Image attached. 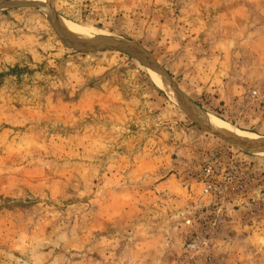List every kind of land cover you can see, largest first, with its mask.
<instances>
[{
	"label": "rangeland",
	"instance_id": "374dc122",
	"mask_svg": "<svg viewBox=\"0 0 264 264\" xmlns=\"http://www.w3.org/2000/svg\"><path fill=\"white\" fill-rule=\"evenodd\" d=\"M24 1L0 0V264H264V152L179 105L264 147V0ZM235 161L247 191L204 196Z\"/></svg>",
	"mask_w": 264,
	"mask_h": 264
},
{
	"label": "bare ground",
	"instance_id": "6f19581e",
	"mask_svg": "<svg viewBox=\"0 0 264 264\" xmlns=\"http://www.w3.org/2000/svg\"><path fill=\"white\" fill-rule=\"evenodd\" d=\"M24 2H25V5L38 8L39 10L40 9H44L45 6H46V0H25ZM69 28H67L68 33L72 34V36H76L77 35V36H79L81 38H83L84 36L86 38L88 37L89 39L87 38V40H88L89 44H97L98 45V44H102V43H105V42H109V43L110 42H114L112 37H107V36H104V35H97V36L96 35H94V36L91 35L92 36L91 37L89 33L84 32L81 29H78V28L73 27V26H71ZM67 30H65V31H67ZM87 40L85 42H87ZM105 44H107V43H105ZM94 46H96V45H94ZM149 70H150L149 71L150 72V76H151L152 80L154 81V83H156L158 85V87L166 95H168L170 98L174 99V95L171 92V89L168 88L165 80L163 78L161 79L160 76L152 68H149ZM175 100L177 101V99H175ZM179 105L183 109L184 113L186 115H188L189 118L197 126H199L202 130H204L206 133H209V134H211V135H213L215 137H218L219 139L224 140L225 142L229 143L231 146L237 147L238 149H244V150L250 151L252 153H260V151L256 152V150H264V147L263 146H259L258 143H257V140L254 137H252L251 135L244 134L242 132H237L235 129H233L229 125L219 121L218 119H216V118H214V117H212V116H210L208 114H204L203 112L199 111L195 107L187 105V103L186 104L185 103L181 104L180 101H179Z\"/></svg>",
	"mask_w": 264,
	"mask_h": 264
},
{
	"label": "built area",
	"instance_id": "2783aa9c",
	"mask_svg": "<svg viewBox=\"0 0 264 264\" xmlns=\"http://www.w3.org/2000/svg\"><path fill=\"white\" fill-rule=\"evenodd\" d=\"M256 92L251 93V98L257 97ZM243 166L235 161L225 164H207L200 170L199 180L202 184V194L218 200H226L234 193H244L248 189V180L243 174ZM230 182H234L231 186ZM202 218L206 228V235L216 234L226 221L223 217L217 216L215 220ZM208 264H214L209 262Z\"/></svg>",
	"mask_w": 264,
	"mask_h": 264
},
{
	"label": "water",
	"instance_id": "95a60500",
	"mask_svg": "<svg viewBox=\"0 0 264 264\" xmlns=\"http://www.w3.org/2000/svg\"><path fill=\"white\" fill-rule=\"evenodd\" d=\"M106 48L114 49V50H118V51H123V52L129 53V54H132V55H136V56H140V57L143 56V53L139 49H136L135 47L129 46L127 44L117 43V44H113L112 46H109V47H106ZM157 73H158V75L160 76L161 79L163 78L165 80L168 88H170L171 90L174 91V88L170 84L169 79L167 78V76L164 75V73H162L160 71H158Z\"/></svg>",
	"mask_w": 264,
	"mask_h": 264
},
{
	"label": "crops",
	"instance_id": "0c3cea01",
	"mask_svg": "<svg viewBox=\"0 0 264 264\" xmlns=\"http://www.w3.org/2000/svg\"><path fill=\"white\" fill-rule=\"evenodd\" d=\"M251 135V134H250ZM260 151V153H263L264 152V150H256V152H259Z\"/></svg>",
	"mask_w": 264,
	"mask_h": 264
}]
</instances>
